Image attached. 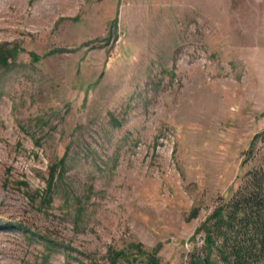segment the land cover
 <instances>
[{
  "label": "rangeland",
  "instance_id": "obj_1",
  "mask_svg": "<svg viewBox=\"0 0 264 264\" xmlns=\"http://www.w3.org/2000/svg\"><path fill=\"white\" fill-rule=\"evenodd\" d=\"M256 167L264 0H0V264H191Z\"/></svg>",
  "mask_w": 264,
  "mask_h": 264
},
{
  "label": "trees",
  "instance_id": "obj_2",
  "mask_svg": "<svg viewBox=\"0 0 264 264\" xmlns=\"http://www.w3.org/2000/svg\"><path fill=\"white\" fill-rule=\"evenodd\" d=\"M210 218L202 247L206 253L194 254L191 264H264V167L248 171ZM148 262L158 263L154 258ZM110 264L118 263L113 258Z\"/></svg>",
  "mask_w": 264,
  "mask_h": 264
},
{
  "label": "built area",
  "instance_id": "obj_3",
  "mask_svg": "<svg viewBox=\"0 0 264 264\" xmlns=\"http://www.w3.org/2000/svg\"><path fill=\"white\" fill-rule=\"evenodd\" d=\"M205 243V237L204 236H200V237H198V239H197V244L198 245H202V244H204Z\"/></svg>",
  "mask_w": 264,
  "mask_h": 264
}]
</instances>
